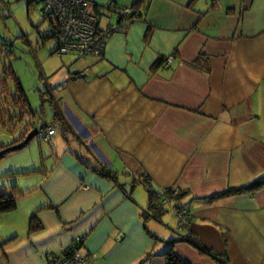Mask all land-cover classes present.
Segmentation results:
<instances>
[{
	"label": "crops",
	"instance_id": "0c3cea01",
	"mask_svg": "<svg viewBox=\"0 0 264 264\" xmlns=\"http://www.w3.org/2000/svg\"><path fill=\"white\" fill-rule=\"evenodd\" d=\"M141 1V19L121 24L104 55H66L59 98L48 96L70 133L55 114L49 123L29 116L57 136L38 138L33 168L10 171L34 173L6 190L19 206L0 214V264H49L80 237L90 264H166L171 236H191L229 264H264V188L223 196L264 180V0H90L103 31L118 23L104 8ZM199 56L210 75L190 65ZM148 179L159 193L182 191L187 226L172 207L171 222L169 212L144 219ZM5 219L22 227L4 229ZM175 251L218 264L188 242Z\"/></svg>",
	"mask_w": 264,
	"mask_h": 264
},
{
	"label": "rangeland",
	"instance_id": "374dc122",
	"mask_svg": "<svg viewBox=\"0 0 264 264\" xmlns=\"http://www.w3.org/2000/svg\"><path fill=\"white\" fill-rule=\"evenodd\" d=\"M42 11L41 4L27 7L18 0H0V153L10 148L15 139L21 137V131L29 123L31 111L25 103V98L32 103L31 108L36 121L42 119L49 123L55 114L50 104L52 99L47 93L52 91L55 97L59 98L58 74L67 72L64 63L70 57H60L55 53L58 49L55 38L58 27L54 19L47 17ZM111 15L108 13L106 16L111 18ZM112 22L116 23V20ZM47 70L53 73L52 77L49 75L45 77L44 73ZM18 81L22 84L25 94L17 90ZM16 132L18 136L13 139L11 135ZM32 143L21 151L8 153L3 156L4 158H0V194L10 189L16 179L20 178V182L25 183V178L31 175L14 177L10 171L14 168L21 170L20 168L34 167L36 156L34 149L43 143L38 137ZM167 211L169 213L165 214V218L169 217L171 222L173 210L170 205H167ZM13 213L16 212L8 214ZM29 219L30 222L31 216ZM2 224L4 229L22 227L21 222L15 220L5 219ZM13 224L14 226H10ZM170 238L172 236L167 237L166 241L163 240L164 243L167 244ZM174 239L180 240L177 236L172 240Z\"/></svg>",
	"mask_w": 264,
	"mask_h": 264
},
{
	"label": "built area",
	"instance_id": "2783aa9c",
	"mask_svg": "<svg viewBox=\"0 0 264 264\" xmlns=\"http://www.w3.org/2000/svg\"><path fill=\"white\" fill-rule=\"evenodd\" d=\"M18 1L26 5L39 2L43 6L42 13L54 19L58 27L55 38L58 42V55L60 57L68 54L101 57L106 49L107 38L117 29L116 25L109 27L107 31L101 29L100 17L94 13L90 0ZM215 2H218V0H215ZM108 11L114 14L117 21L121 19V15L117 14L114 7H110ZM130 11L131 8H126L121 14L126 16ZM169 61L172 62V59ZM55 136H57L55 128L43 127L38 134L39 139L46 143H49ZM164 203H167V200ZM175 211L181 219V226H187L191 219L189 213L179 209H175ZM85 240V237L77 238L63 257L52 260L49 264H90L89 259L84 257L81 252Z\"/></svg>",
	"mask_w": 264,
	"mask_h": 264
},
{
	"label": "trees",
	"instance_id": "16d2710c",
	"mask_svg": "<svg viewBox=\"0 0 264 264\" xmlns=\"http://www.w3.org/2000/svg\"><path fill=\"white\" fill-rule=\"evenodd\" d=\"M36 5H39V2H33L32 4L27 5V7H32V6H36ZM141 5H143L142 1L138 2V3H135L131 7L130 13L127 14L126 16L121 14V12L125 11L126 9L122 10L121 12H117V14L121 15V19L118 21V23L116 25L117 28L119 26H121V24H129V25H131L132 22H135V21L141 19V17L143 16V13L141 12V10H139L141 8ZM110 7H114V6H110L109 5L108 7L104 8L103 11H105V10L108 11V9ZM101 11L102 10H100L98 13L100 14ZM116 30H114L113 33ZM161 61H163V59H161L159 61V63ZM190 65L193 68H195L197 70H200V71L204 72L207 75H210V73H211V67H210L209 61L204 56H199V58L195 62L191 63ZM17 90L19 91V93L25 94L23 86H22V84L19 81L17 82ZM25 103L27 104V106H28V108L30 110V106H29L28 100L26 98H25ZM33 113L34 112L31 111V115L32 116H33ZM55 116H56L57 122H59L60 125H61V129H60L61 132H63L64 134L68 133L70 131L69 126L65 122V120H63L61 118V115H60L58 110L57 111L55 110ZM45 127L46 128H51L49 126H45ZM34 128H35V126H34L33 121L29 122L27 124V126L21 131V137L18 138V139H15V143L12 146L23 142L25 140V138L27 137V135H29ZM6 147H8V146H6ZM4 148L5 147H2V149H4ZM0 158H4V157L2 156ZM92 170L95 171L98 175H100L102 177L104 176V177L109 178V179L113 175L112 171H110L111 173H109L110 174L109 175L108 173L105 172L106 169H104L105 170L104 171V170H102L101 168H98V167H96V168L93 167ZM32 173H34V172L14 173V174H11V176H14V177L15 176H26V175H30ZM134 185H136V183H134ZM145 185H146L147 192H148V197H149V207H148L147 212L143 215V217H144V219L146 221H149L150 219H155L157 221H161L162 220V216H164V214L166 212H168L166 206H167V204H169V202H173L171 204V207L174 209V211H175V209L187 211L186 208L183 207L181 205V203H180V199L183 196L181 194L182 191H180L178 195H175L174 192H172V190H168V191H166V193H159L153 188V185L150 183L149 179L146 180ZM262 188H264V180H257L255 182H253L252 184H250L249 186L230 189L223 196L232 197V196L243 195V194L252 195L255 192L261 190ZM166 200H167V204L164 203ZM18 206H19V204H18V201H17L15 195H14V197L11 196L6 190H4V192L2 194H0V214H7V213H10V212H13V211H15L18 208ZM190 221H191V219H190ZM181 224H180V226H181ZM41 227H42V225L40 224V222L38 221L36 216H33L31 221H30V232H36ZM151 236L153 238H155L156 240H159V241L163 240V239H161L159 237H155L153 235H151ZM183 241L190 243L191 245H193V247H195L197 250H199L200 253L210 257L211 259L216 261L218 264H229L227 255H225L223 257L216 255L214 252H212L210 250H207V249L203 248L202 246H200L199 244H197L196 241L191 236H185V237L181 238L180 240H176L175 239V240L167 242V245L170 248L164 254L165 259H166V264H189V263L183 261L177 255V253L175 251V246L178 243L183 242Z\"/></svg>",
	"mask_w": 264,
	"mask_h": 264
},
{
	"label": "water",
	"instance_id": "95a60500",
	"mask_svg": "<svg viewBox=\"0 0 264 264\" xmlns=\"http://www.w3.org/2000/svg\"><path fill=\"white\" fill-rule=\"evenodd\" d=\"M34 126H35V128L31 131V133L29 135H27V137L25 138V140L23 142L6 149L2 153H0V157L6 155L8 153H14L17 151H21L24 148H26L28 145H30L38 137L39 130L43 128V127H38V123L34 124Z\"/></svg>",
	"mask_w": 264,
	"mask_h": 264
},
{
	"label": "bare ground",
	"instance_id": "6f19581e",
	"mask_svg": "<svg viewBox=\"0 0 264 264\" xmlns=\"http://www.w3.org/2000/svg\"><path fill=\"white\" fill-rule=\"evenodd\" d=\"M69 55V54H68Z\"/></svg>",
	"mask_w": 264,
	"mask_h": 264
}]
</instances>
